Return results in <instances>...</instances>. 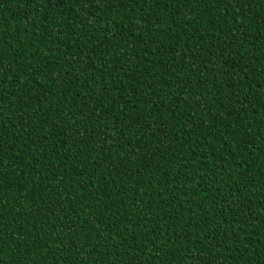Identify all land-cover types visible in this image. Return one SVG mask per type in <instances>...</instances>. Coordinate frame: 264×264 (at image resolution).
<instances>
[{
	"label": "trees",
	"instance_id": "1",
	"mask_svg": "<svg viewBox=\"0 0 264 264\" xmlns=\"http://www.w3.org/2000/svg\"><path fill=\"white\" fill-rule=\"evenodd\" d=\"M0 264H264V0H0Z\"/></svg>",
	"mask_w": 264,
	"mask_h": 264
},
{
	"label": "snow or ice",
	"instance_id": "2",
	"mask_svg": "<svg viewBox=\"0 0 264 264\" xmlns=\"http://www.w3.org/2000/svg\"><path fill=\"white\" fill-rule=\"evenodd\" d=\"M4 71V69L2 67H0V73H2Z\"/></svg>",
	"mask_w": 264,
	"mask_h": 264
}]
</instances>
